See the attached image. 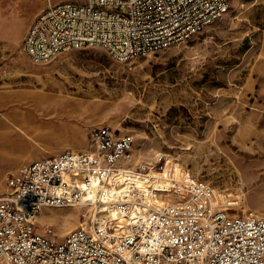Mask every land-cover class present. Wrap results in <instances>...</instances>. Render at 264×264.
<instances>
[{
    "label": "built area",
    "instance_id": "2783aa9c",
    "mask_svg": "<svg viewBox=\"0 0 264 264\" xmlns=\"http://www.w3.org/2000/svg\"><path fill=\"white\" fill-rule=\"evenodd\" d=\"M231 2L49 0L27 25L22 50L49 62L100 45L129 61L189 40ZM134 143L132 132L94 125L86 149L66 147L11 172L0 194V264H264V214L229 211L231 203L216 200L212 184L189 169L182 179L172 176L165 192L174 199L161 206H146L135 188L110 203L90 198L95 183L105 186L124 171L149 175L165 168L166 153L134 162ZM76 204L83 208L80 221L63 239L52 224L39 228L43 209Z\"/></svg>",
    "mask_w": 264,
    "mask_h": 264
},
{
    "label": "rangeland",
    "instance_id": "374dc122",
    "mask_svg": "<svg viewBox=\"0 0 264 264\" xmlns=\"http://www.w3.org/2000/svg\"><path fill=\"white\" fill-rule=\"evenodd\" d=\"M48 1L0 0V120L18 105L37 112L58 105L43 103L41 90L70 98L75 112L54 117L68 133L47 129L37 135L39 146L24 152L0 146V194L22 164L66 147L79 149L74 127L88 136L90 127L110 124L135 135L134 162L156 158L138 150L146 145L168 153L212 186L234 192L241 187L245 206L236 211L264 214V0H232L222 17L189 40L129 61L89 45L36 62L21 41ZM59 60L42 81L25 71ZM47 223L64 238L69 224Z\"/></svg>",
    "mask_w": 264,
    "mask_h": 264
},
{
    "label": "bare ground",
    "instance_id": "6f19581e",
    "mask_svg": "<svg viewBox=\"0 0 264 264\" xmlns=\"http://www.w3.org/2000/svg\"><path fill=\"white\" fill-rule=\"evenodd\" d=\"M63 56L64 55L61 57L63 58ZM59 64L61 65L60 60L53 67H44L42 70H40V68L25 71L30 74H37V76L42 81V78H44L43 75L46 74L48 76H52L55 73L52 69L57 68V65ZM37 94L41 95V101H43V103L56 102L58 105L53 106V109L48 110V112H37L33 109H25L20 105L14 107L5 117L2 118L3 120H0V146L9 145L24 152L31 149L34 145H38L39 141L37 140V135H43L45 132H47V129H60L59 131L68 133V127L64 128L65 126H60L59 124L54 123V117H58V115L63 111L67 112L68 114L75 112V108L71 107V105L68 103L70 98H66L62 95L49 94L43 90H41V92H37ZM72 130V135L78 140L79 147L86 149L88 147V136L84 134L79 127H74ZM63 143V141H58L56 145L62 146ZM138 150L150 157H156L159 153L157 149L152 147L149 148L147 145L144 148H138ZM166 154L168 161L165 168L161 171L152 170L149 175L124 171L117 175L116 178L111 181V183L105 186H98L96 185L97 183H95V185L90 188V198L96 201L98 195H100L99 197H102L103 200L107 201V203H110L114 198H118L116 196L133 194L132 188H135L137 196H142L144 201L147 202L145 204L146 206H148L149 203L161 206L172 201L174 199L173 191H165L171 190L172 176L175 175L178 180L182 179V174L186 171V169L183 167V163L181 161H175L174 158L169 157L170 154ZM213 188L216 200L229 201V203H231V205L228 207L229 211H232L231 208L233 209L245 206L242 203L244 202L242 201L244 194L241 187L235 192L230 190L223 191L219 189L220 187L217 188L215 186H213ZM108 207L110 213L113 216L118 215V211L115 206L108 205ZM137 208H140V206L137 205L136 207L132 208L131 213L134 214ZM82 209L83 208L80 204L73 205V207L63 210L51 208V210L46 211L43 209L37 215L36 221L40 224V228H43L46 222H55L60 225L69 224V227L66 229V233H69L79 223L81 212L83 211ZM72 218L77 220L72 222Z\"/></svg>",
    "mask_w": 264,
    "mask_h": 264
},
{
    "label": "crops",
    "instance_id": "0c3cea01",
    "mask_svg": "<svg viewBox=\"0 0 264 264\" xmlns=\"http://www.w3.org/2000/svg\"><path fill=\"white\" fill-rule=\"evenodd\" d=\"M37 13H38V12H37ZM37 13H36V14H37ZM36 14H35V15H36ZM35 15H34V16H35ZM34 16H33V17H34ZM33 17H32V18H33Z\"/></svg>",
    "mask_w": 264,
    "mask_h": 264
}]
</instances>
